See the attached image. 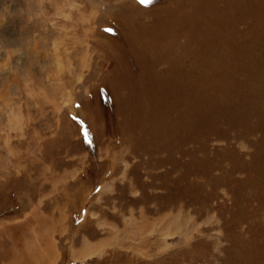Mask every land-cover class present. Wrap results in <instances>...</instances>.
Here are the masks:
<instances>
[{
  "label": "rangeland",
  "instance_id": "1",
  "mask_svg": "<svg viewBox=\"0 0 264 264\" xmlns=\"http://www.w3.org/2000/svg\"><path fill=\"white\" fill-rule=\"evenodd\" d=\"M21 261L264 264V0H0Z\"/></svg>",
  "mask_w": 264,
  "mask_h": 264
},
{
  "label": "bare ground",
  "instance_id": "2",
  "mask_svg": "<svg viewBox=\"0 0 264 264\" xmlns=\"http://www.w3.org/2000/svg\"><path fill=\"white\" fill-rule=\"evenodd\" d=\"M97 2H98V1H97ZM30 252H31V251H30ZM30 252H29V253H30ZM26 253H27V252H25V255H26ZM29 255H30V254H29ZM29 255H28V256H29ZM25 259H26V258H25ZM23 261H24V259H23ZM22 263H23V262L21 261V264H22Z\"/></svg>",
  "mask_w": 264,
  "mask_h": 264
},
{
  "label": "snow or ice",
  "instance_id": "3",
  "mask_svg": "<svg viewBox=\"0 0 264 264\" xmlns=\"http://www.w3.org/2000/svg\"><path fill=\"white\" fill-rule=\"evenodd\" d=\"M109 31H111V30H109Z\"/></svg>",
  "mask_w": 264,
  "mask_h": 264
}]
</instances>
